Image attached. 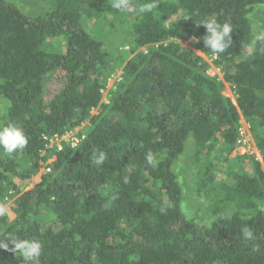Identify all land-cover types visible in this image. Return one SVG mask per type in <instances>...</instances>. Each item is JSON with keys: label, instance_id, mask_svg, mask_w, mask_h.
<instances>
[{"label": "trees", "instance_id": "obj_1", "mask_svg": "<svg viewBox=\"0 0 264 264\" xmlns=\"http://www.w3.org/2000/svg\"><path fill=\"white\" fill-rule=\"evenodd\" d=\"M101 6L50 0L42 15H30L0 0V126L15 124L28 139L11 155L0 148V200L14 198L12 217L0 216V240H39V264H264V42L252 41L249 21L264 0H158L142 15L124 11L136 52L107 102L102 91L118 63L83 24ZM208 17L233 26V43L219 56L196 42L206 32L196 23ZM191 37L222 79L186 45ZM240 115L261 160L250 157V169H231L219 182L220 200L234 210L222 214L217 202L215 218L199 224L181 210L172 166L189 135L197 147L220 140L231 151ZM85 121L78 145L53 151L50 170L27 189L48 139ZM209 170L197 190L216 184ZM5 242L0 264H25Z\"/></svg>", "mask_w": 264, "mask_h": 264}, {"label": "rangeland", "instance_id": "obj_2", "mask_svg": "<svg viewBox=\"0 0 264 264\" xmlns=\"http://www.w3.org/2000/svg\"><path fill=\"white\" fill-rule=\"evenodd\" d=\"M9 1L14 3L21 11L30 15H42L49 8L50 4V0ZM106 2L107 0H101L103 10L97 16L83 19V24L88 32L103 40V47L109 53L110 58L119 64H117V68L108 79L106 87L102 91L101 102H107L108 90L120 76L124 63L136 52L135 50H131L130 17L127 16L126 12H120L111 8V5L109 6ZM249 21L252 41H254V27L264 24V6L254 7L249 14ZM194 43L195 39L191 37L186 42V45L206 60L209 64L207 73L210 76L222 79L219 68L215 67L211 62L212 58L197 51ZM223 93L234 102L230 85L226 82L224 83ZM96 112L97 108L91 110V114H95ZM87 124L88 121H85L72 131L76 132L78 130L79 134H84ZM247 125L249 126V123L240 115L239 126L244 128L248 137L246 141L236 143L234 148L229 152L221 148L220 140H217L219 144L212 141L205 146L197 147L194 138L191 135L187 137L182 153L172 166L176 181L181 187L182 199L180 206L186 218L192 219L199 224H209L215 218L213 209L217 202H219L218 205L221 208L220 213L222 214L229 215L234 210L231 204L220 200L222 198V191L219 187V182L223 183L226 180V175L231 169H238L239 171L243 168L246 170L250 169L252 165L250 157L254 156L253 159L256 160L257 158L261 160L260 155L255 151L250 127ZM51 153V149L41 152L40 168L26 185L27 189L32 188L40 181L41 175L47 172L46 168L49 165ZM207 165H209L210 170L206 172V175H213L216 184L213 186L211 184L206 185L199 191L197 188ZM13 199V197H9L0 200V207H3L5 212L9 213L10 216L9 207ZM222 203L226 205L224 204L223 206Z\"/></svg>", "mask_w": 264, "mask_h": 264}, {"label": "clouds", "instance_id": "obj_3", "mask_svg": "<svg viewBox=\"0 0 264 264\" xmlns=\"http://www.w3.org/2000/svg\"><path fill=\"white\" fill-rule=\"evenodd\" d=\"M157 7L158 0H151L150 3L140 5L139 7H132L131 0H112L111 3V8L117 11H133L137 15L151 12ZM196 24L202 25L206 29L204 36L198 37L196 42L202 39L205 48L216 56L225 53L232 45L233 40L231 34L233 32V26L231 23H220L215 17H208ZM253 31L255 40L264 42V24L256 25ZM27 144L28 139L26 135L15 124L9 123L0 126V148H2L5 153L11 155L17 149H24ZM104 158V154L101 153L96 162L103 163ZM149 163H151L150 159ZM161 211H164V209L162 208ZM3 215H5V209L0 207V216ZM243 234L245 238L251 237V232L248 229H245ZM9 239L13 246L12 250L20 254L25 264H39L43 250V245L39 240L35 238H17L9 235L0 240V249H8V244L5 241Z\"/></svg>", "mask_w": 264, "mask_h": 264}, {"label": "built area", "instance_id": "obj_4", "mask_svg": "<svg viewBox=\"0 0 264 264\" xmlns=\"http://www.w3.org/2000/svg\"><path fill=\"white\" fill-rule=\"evenodd\" d=\"M93 109L95 108H92V110ZM72 130L65 132L61 135H54L53 137L49 138L45 150L51 149L52 152L56 150L59 151L60 149H62V147L65 144L70 145L71 147H76L78 143L80 142V140L84 137V134L83 133L79 134L78 130L76 132H73ZM247 137L248 136H246L244 128L242 126H239L238 127V138H237L236 143H241L242 141H246ZM255 151L258 153L257 150ZM49 170H50V166L48 165V167L46 168V171L48 172Z\"/></svg>", "mask_w": 264, "mask_h": 264}]
</instances>
